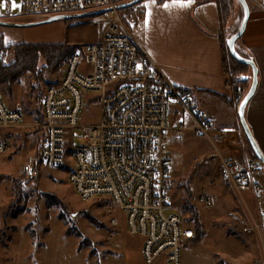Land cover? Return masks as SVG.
I'll return each mask as SVG.
<instances>
[{
	"label": "built area",
	"instance_id": "2783aa9c",
	"mask_svg": "<svg viewBox=\"0 0 264 264\" xmlns=\"http://www.w3.org/2000/svg\"><path fill=\"white\" fill-rule=\"evenodd\" d=\"M129 1L15 0L17 7L13 8L12 0H0V11L46 19L114 9ZM251 1L264 7V0ZM103 20L98 39L84 51L75 48L65 62L62 78L45 89L40 110L43 123L38 127L44 138L34 161L45 167L67 168L69 183L81 200L101 202L110 213L123 214L129 234L142 239L146 264L158 260L181 264L182 246L194 238L195 231L186 227L183 206L172 199L168 139L170 133L180 138L193 131L211 144L222 178L241 202L242 213L231 215L241 224L247 219L243 232L254 233L264 247V188L255 182L264 168L261 162L243 160L230 151L226 143L232 140L231 129L216 128L213 116L201 108L193 91L170 83L137 44L120 11L113 10ZM86 52L89 67L84 69ZM94 99L100 104L99 122L81 124L85 101ZM172 104L188 122L176 117ZM23 115L20 103L9 108L0 94V156L11 147L6 130L23 126ZM81 135L85 147L71 149L73 139ZM251 192L260 195L259 220L246 204L245 195ZM204 205L208 208L210 201L205 200ZM113 224H118L116 219Z\"/></svg>",
	"mask_w": 264,
	"mask_h": 264
},
{
	"label": "rangeland",
	"instance_id": "374dc122",
	"mask_svg": "<svg viewBox=\"0 0 264 264\" xmlns=\"http://www.w3.org/2000/svg\"><path fill=\"white\" fill-rule=\"evenodd\" d=\"M247 1L252 7L253 2ZM232 13L228 25L230 30L226 34L228 38L237 31L242 19L237 1L233 2ZM120 14L131 28L134 13ZM109 15L106 13L104 18ZM104 18L59 19L23 28L0 25V40L5 45L65 43L84 51V47L98 39V27L103 24ZM0 19L21 23L41 20L10 10L0 11ZM239 44L238 41L236 47L239 53L248 56L246 51L238 49ZM83 60L82 68L86 69L89 67L87 52ZM64 65L60 72L46 76L40 83L41 105L45 89L62 78ZM246 75L252 76L251 68L246 70ZM250 84L251 79L247 80L246 86H239L240 95L245 96ZM38 91L30 73L10 84H0V94L8 107L14 108L16 103H20L24 112V125L6 130L11 147L0 156V264H146L123 243L133 237L126 230L123 214L110 213L101 202L81 200L69 183L67 168L45 167L42 164L38 169L34 168V158L41 147L43 135L37 124ZM171 109L177 111L176 117L189 121L176 104H172ZM99 120L98 100H86L81 124H96ZM174 120L175 117L172 118ZM240 139V146L247 149L241 132ZM226 144L232 152L237 148L232 140ZM85 145L81 135L73 139L71 149ZM168 146L172 157L173 202L182 207L183 201L188 199L198 210L204 231L201 240L194 239L183 244L181 264H264V247L259 239L254 238L253 233L242 230L249 221L246 219L241 224L231 215L235 211L242 213L241 202L233 187L222 178L218 160L208 140L193 131H186L180 138L170 133ZM245 152L242 155H247ZM247 158L250 157L247 155ZM23 173L27 174L26 180L19 187L17 182ZM57 200L63 204L60 205ZM205 200L210 201L208 208L204 205ZM245 200L252 215L259 220L260 195L247 193ZM184 213L186 227L195 231L194 223L189 219L190 210H184ZM87 214L94 216L103 226L91 223ZM115 219L117 225L113 224ZM79 232L83 236H79ZM161 262L158 260L154 264Z\"/></svg>",
	"mask_w": 264,
	"mask_h": 264
},
{
	"label": "crops",
	"instance_id": "0c3cea01",
	"mask_svg": "<svg viewBox=\"0 0 264 264\" xmlns=\"http://www.w3.org/2000/svg\"><path fill=\"white\" fill-rule=\"evenodd\" d=\"M165 3L171 5L173 0H155V3L144 0L134 8L131 26L134 39L171 84L193 91L201 108L213 116L216 128L231 129V139L237 146L233 152L243 160L249 159L242 155L246 149L240 146L243 131L237 113L240 94L228 85L224 69L222 39L227 40L230 29L223 27L217 3L191 0L185 7L164 8ZM250 10V20L238 49L252 55L259 69L258 86L245 117L264 153V7L253 3ZM255 182L264 188V171ZM253 236L257 238L254 233ZM123 243L143 260L140 237L133 236ZM161 261L159 264L165 263Z\"/></svg>",
	"mask_w": 264,
	"mask_h": 264
},
{
	"label": "trees",
	"instance_id": "16d2710c",
	"mask_svg": "<svg viewBox=\"0 0 264 264\" xmlns=\"http://www.w3.org/2000/svg\"><path fill=\"white\" fill-rule=\"evenodd\" d=\"M207 1H213L217 3L223 27L230 25V21L233 16V2L235 3L236 0H199V2ZM139 4L123 9L120 12L131 14L133 13L134 8L137 7ZM221 35L225 34L222 33ZM75 47L76 45H70L65 43H16L5 45L0 40V84H10L12 82H15L22 76H24L26 73H30L31 75H33L37 87L39 89L36 96L37 108H39L37 109V124L43 123V117L40 111L42 98V93L39 88L40 83L45 80L46 76L61 71L62 65L72 54ZM222 50L224 69L228 77V85L232 87L233 91L236 92V94H241V89H239V86H246L247 81H242L240 77L241 75H246V70L250 67L237 62L230 55L227 47L226 38L222 39ZM242 97L243 96L240 95L238 105L240 104ZM38 130L41 131L42 129L38 128ZM242 134L244 141L247 143L246 153L248 157H250V159L257 160L243 131ZM43 138L44 134L42 135V140ZM40 164V161H36L34 164V168L38 169ZM25 180V177H19L17 182L19 183L18 186L20 187L22 183L25 182ZM189 195L191 196V194ZM57 202L60 205L63 204V202L60 200H57ZM189 202L190 201L188 199L184 200L182 206L184 210H190L189 219L194 223L195 236L191 240L196 239L199 241L204 235L202 222L198 210H196V207H194ZM86 216L88 220L91 223L95 224L97 227L103 226L91 214H87ZM78 235L83 236V234L80 232L78 233Z\"/></svg>",
	"mask_w": 264,
	"mask_h": 264
},
{
	"label": "water",
	"instance_id": "95a60500",
	"mask_svg": "<svg viewBox=\"0 0 264 264\" xmlns=\"http://www.w3.org/2000/svg\"><path fill=\"white\" fill-rule=\"evenodd\" d=\"M144 0H131L129 2L119 4L115 6V8L111 7H106V8H101V9H95V10H90L82 13H74V14H61V15H55L46 19H41L38 21H32V22H8L5 20L0 19V25L3 26H9V27H31V26H37L41 24H46L55 20L59 19H69V20H74V19H83V18H91V17H97L106 13H110L113 10L116 11H121L123 9L132 7L134 5H137ZM242 10V19L239 24V27L235 33L231 35L230 38L227 39V47L229 50L230 55L239 63L246 65L251 68L252 70V76L250 77L249 75H241L240 79L242 81H247L251 79V84L250 87L248 88L247 93L241 100L239 106H238V118L241 124V127L243 129V132L245 134V137L255 155L257 160L261 162V164L264 166V153L262 152L261 148L259 147L257 141L255 140L251 129L246 121L245 113H246V108L250 100L254 97L257 86H258V75H259V69L255 63V60L252 55L245 56L237 50L236 44L237 42L243 37L244 33L246 32L249 20H250V15H251V10H250V5L247 0H236Z\"/></svg>",
	"mask_w": 264,
	"mask_h": 264
},
{
	"label": "snow or ice",
	"instance_id": "6c2138e0",
	"mask_svg": "<svg viewBox=\"0 0 264 264\" xmlns=\"http://www.w3.org/2000/svg\"><path fill=\"white\" fill-rule=\"evenodd\" d=\"M153 3H155V0H152ZM191 3V0H187V4L184 3V0H173V3L171 5L165 3L163 5L164 8H170V7H173V6H180V7H185L187 6L188 4ZM12 7L15 8L17 7V5L15 4V0H12Z\"/></svg>",
	"mask_w": 264,
	"mask_h": 264
}]
</instances>
